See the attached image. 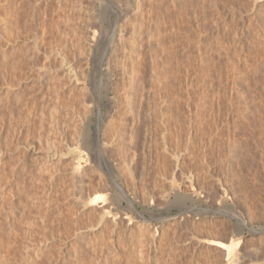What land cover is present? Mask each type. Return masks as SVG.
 I'll use <instances>...</instances> for the list:
<instances>
[{
    "label": "rangeland",
    "instance_id": "rangeland-1",
    "mask_svg": "<svg viewBox=\"0 0 264 264\" xmlns=\"http://www.w3.org/2000/svg\"><path fill=\"white\" fill-rule=\"evenodd\" d=\"M58 1L0 0V264H223L224 252L203 240L230 242L240 228L227 213L247 224L242 264H264V0H119L124 41L109 53L102 46L118 10ZM97 136L122 140L108 148L115 165L104 161L77 182L72 162L86 166ZM176 156L175 185L194 195L166 205ZM110 177L128 196L121 207L113 201L117 215L185 221L153 241L145 228L75 208L77 198L113 194ZM205 188L225 191L226 205Z\"/></svg>",
    "mask_w": 264,
    "mask_h": 264
},
{
    "label": "bare ground",
    "instance_id": "bare-ground-1",
    "mask_svg": "<svg viewBox=\"0 0 264 264\" xmlns=\"http://www.w3.org/2000/svg\"><path fill=\"white\" fill-rule=\"evenodd\" d=\"M60 1V0H59ZM58 1V2H59ZM64 1V0H63ZM98 1V0H97ZM101 2H102V4L100 3V5H102L104 8H105V10L104 11H106V10H114V11H116V10H118V12H119V14H118V16H117V20L115 21V25L114 26H112L111 28H110V30H108V33H107V35H106V38H105V46L103 47L102 46V48H103V50H104V53H109L110 51H112L113 52V47H114V44H115V42H116V40L118 41V40H123L122 39V37H120V38H117L118 37V34H120L123 30L121 29L122 27H121V21L124 19V16H125V12L123 11V7H125V6H127L126 4H125V6L123 5V7H122V2H120L119 0H100ZM61 2V1H60ZM129 2V1H128ZM63 3V2H62ZM63 5V4H62ZM99 5V4H98ZM100 7V6H99ZM18 22V21H17ZM16 22V23H17ZM123 24V23H122ZM97 25V24H96ZM101 25V24H100ZM108 25V24H107ZM94 26V25H93ZM56 27H58V26H56ZM60 27V26H59ZM101 28V27H100ZM109 28V27H108ZM59 29V28H58ZM105 29H107V27H105ZM82 30V29H81ZM102 30H103V28H102ZM101 31V30H100ZM104 31V30H103ZM124 31H125V29H124ZM92 32V31H91ZM91 32H87L86 31V33H90V35H91ZM106 32H107V30H106ZM44 33V32H43ZM86 33H85V35H86ZM124 33V32H123ZM63 34V33H62ZM99 34V33H98ZM101 34H102V32H101ZM101 34H99V35H101ZM104 34H105V32H104ZM122 34V33H121ZM85 35H84V37H85ZM98 35V36H99ZM3 36V35H2ZM102 36V37H101ZM101 36H99V39H100V37L101 38H103V35H101ZM83 37V36H82ZM82 37H80V38H82ZM86 37H87V35H86ZM85 37V38H86ZM89 37H91V36H89ZM88 37V38H89ZM97 37V36H96ZM37 39H39V36L38 37H36ZM62 38V37H61ZM65 38V37H64ZM80 38L78 39V41L80 40ZM85 38H84V40H85ZM6 39H8V36L6 37ZM10 39V38H9ZM8 39V40H9ZM36 39V40H37ZM41 39V38H40ZM63 39V38H62ZM76 39V38H75ZM87 39V38H86ZM91 39V38H90ZM7 40V41H8ZM59 40V39H58ZM64 40V39H63ZM63 40H61V43H62V41ZM88 40V39H87ZM101 40V39H100ZM10 41V40H9ZM38 41H40V40H38ZM60 41V40H59ZM65 41H67V40H65ZM81 41V40H80ZM90 41V40H89ZM91 41H92V39H91ZM90 41V42H91ZM94 41H96V40H94ZM119 41V42H120ZM124 41V40H123ZM12 42H14V40L12 41ZM35 42H37V41H35ZM86 42H88V41H86ZM93 42V41H92ZM96 42H100V41H96ZM104 42V41H103ZM10 43H11V41H10ZM34 43V42H33ZM65 43V42H64ZM63 43V44H64ZM89 43V42H88ZM88 43H86L85 44V42L83 43V46H84V44H85V46H87V44ZM3 44V43H2ZM59 44H60V42H59ZM7 45H8V43H7ZM13 45V44H12ZM11 45V46H12ZM33 45H35V44H33ZM38 45H41V44H38ZM93 45V44H92ZM96 45H98V43L96 44ZM117 45V44H116ZM6 46V45H5ZM64 46V45H63ZM89 46H90V43H89ZM94 46H95V44H94ZM31 47H33V46H31ZM30 47V48H31ZM38 47H40V46H38ZM65 47V46H64ZM92 47V46H91ZM95 47H97V46H95ZM117 47V46H116ZM1 48V47H0ZM3 48H5V47H3ZM14 48V46L12 47V49ZM34 48H35V46H34ZM40 48H42V47H40ZM57 48V47H56ZM56 48H53V50H55L56 51ZM76 48V47H75ZM82 48V47H81ZM115 48V47H114ZM6 49V48H5ZM36 49H39V48H37V46H36ZM50 49H52V48H50ZM58 49H60V51H62V49H63V47H62V49L59 47ZM2 50V49H1ZM4 50V49H3ZM9 50H10V48H9ZM21 50V49H20ZM41 49H39V51H40ZM117 50V49H116ZM6 51V50H5ZM13 51V50H12ZM30 51H32V53L35 51V50H30ZM39 51H37V52H39ZM42 51V50H41ZM49 51H52V50H49ZM48 50H47V52H48V54L50 53ZM64 51V50H63ZM85 51V50H84ZM115 51V50H114ZM29 52V51H28ZM37 52H34V54H36ZM43 52V51H42ZM4 53H6V55H7V52H4ZM3 53V54H4ZM53 53V52H52ZM57 54L59 53V52H56ZM61 53V52H60ZM59 53V54H60ZM79 53V52H78ZM103 53V54H104ZM9 54V53H8ZM33 54V55H34ZM39 54H41V53H39ZM39 54H38V56H39ZM62 54V53H61ZM80 54V53H79ZM5 55V56H6ZM37 55V54H36ZM76 55H78V54H76ZM37 56V57H38ZM64 56V55H63ZM104 56H105V54H104ZM104 56L102 55V57L104 58ZM3 57V56H2ZM40 57V56H39ZM38 57V58H39ZM25 58V57H24ZM53 58V57H52ZM54 58H56V57H54ZM109 58V57H108ZM107 58V59H108ZM1 59V58H0ZM31 59V58H30ZM101 59V58H100ZM105 59V58H104ZM106 59V60H107ZM8 60V59H7ZM105 60V61H106ZM111 60V59H110ZM4 61V60H3ZM25 61V60H24ZM54 61H55V59H54ZM64 61V60H63ZM103 61V60H102ZM67 62H68V59H67ZM98 63H99V61H97ZM104 62V61H103ZM107 62H108V60H107ZM5 63V62H4ZM62 63V62H61ZM97 63V64H98ZM3 64V63H2ZM64 64V63H63ZM56 65V64H55ZM58 65V64H57ZM62 65V64H61ZM60 65V66H61ZM69 65V64H68ZM74 65V64H73ZM103 65V64H102ZM2 67H3V65H1ZM42 66V65H41ZM51 66V65H50ZM109 66V65H108ZM47 66H45V64L40 68H38V70L43 74H46V70H47V68H46ZM63 67V66H62ZM61 68V67H60ZM64 69H65V67H64ZM71 69H72V67H71ZM98 69V68H97ZM99 69H100V66H99ZM108 69V68H107ZM69 70V69H68ZM106 70V69H105ZM74 70H72V72H73ZM77 71V70H76ZM98 71V70H97ZM40 72H39V74H40ZM57 72H59V71H57ZM64 72V71H63ZM81 71H79V72H77V73H79L78 75H80L81 73H80ZM98 72H100V70L98 71ZM98 72H96L95 74H97ZM47 73H48V70H47ZM61 73V72H60ZM65 73V72H64ZM41 74V75H42ZM43 74V75H44ZM62 74V73H61ZM68 74V73H67ZM66 74V75H67ZM74 74H75V72H74ZM86 74V73H85ZM101 74V73H100ZM57 75V74H56ZM83 75V74H82ZM81 75V76H82ZM29 76H31V75H29ZM46 76V75H45ZM68 76V75H67ZM75 76V78H76V75H74ZM80 76V77H81ZM84 76V75H83ZM107 76V75H106ZM44 77V76H43ZM69 77V76H68ZM79 77V78H80ZM86 77V76H85ZM97 76H95V78H96ZM99 77V76H98ZM101 77V76H100ZM115 77V76H114ZM41 77H40V75H39V79H40ZM42 79V78H41ZM81 79V78H80ZM84 79V78H83ZM97 79H100V78H97ZM108 79V78H107ZM34 80V79H33ZM58 80V79H57ZM111 80V79H110ZM109 80V81H110ZM60 81V80H59ZM81 81V80H80ZM82 81H84V80H82ZM95 80H93V82H94ZM98 81V80H97ZM99 81H101V79L99 80ZM103 81V80H102ZM108 81V82H109ZM113 81V83H114V80H112ZM75 82V83H74ZM74 84H75V86H77L78 88H80L81 86H80V82H79V79H76V80H74ZM85 82V81H84ZM95 83V82H94ZM84 84V83H83ZM93 84V83H92ZM99 84V83H98ZM80 87H79V86ZM95 85H97V83H95L94 84V86ZM102 85V84H101ZM101 85L99 84V86L101 87ZM106 85H108V83L106 84ZM75 86H73L74 88H75ZM109 86H111V85H109ZM109 86H105L106 88H110ZM113 86V85H112ZM25 87V86H24ZM76 87V88H77ZM84 87L82 86L81 87V89L82 90H84L83 89ZM90 88H91V86H90ZM97 88H98V85H97ZM105 88V89H106ZM112 88V87H111ZM103 90H104V88H102ZM80 90V89H79ZM86 90H87V88H86ZM94 90H95V87H94ZM100 90V89H99ZM109 89H107L106 91H108ZM110 90H112V89H110ZM78 91V90H77ZM85 91V90H84ZM89 91V90H88ZM91 91V90H90ZM97 91V90H96ZM80 92H81V90H80ZM83 92V91H82ZM86 92V91H85ZM84 92V93H85ZM95 92V91H94ZM100 92H102V91H98V92H96L97 94H95V97H101V95H102V97L104 98V93L102 92V94L100 93ZM7 93V92H6ZM87 93V92H86ZM83 94V93H82ZM90 94V93H89ZM93 96L94 95H92V98H93ZM107 96V95H106ZM101 97V98H102ZM97 99V98H96ZM95 99V100H96ZM112 99V98H111ZM109 101H110V99H109ZM109 101H107V105H108V102ZM94 102H97V101H94ZM103 102V101H102ZM87 104V103H86ZM88 104H91V103H88ZM101 104V103H100ZM113 104V103H112ZM93 105V104H92ZM99 105V104H98ZM105 105V104H104ZM111 105V104H110ZM87 106V105H86ZM100 106V105H99ZM101 106H103V105H101ZM100 106V107H101ZM111 106H113V105H111ZM85 107V106H84ZM89 107V109H92V106L91 105H89L88 106ZM87 107V108H88ZM111 109V108H110ZM93 110V109H92ZM91 110V111H92ZM249 110V109H248ZM90 111V110H89ZM249 112V111H248ZM250 113V112H249ZM105 114V113H104ZM101 115H99V117H100ZM246 116V115H245ZM72 117V116H71ZM107 117H108V115H107ZM111 118V117H110ZM113 118V117H112ZM108 120H110V119H108ZM104 121V120H103ZM110 121H112V120H110ZM88 123H89V121H88ZM98 123H99V121H98ZM97 123V124H98ZM101 123H103L102 121L100 122V124H99V126L97 125V129H99V127H102V126H100V125H102ZM109 123V122H108ZM109 125H110V123H109ZM108 125V126H109ZM106 126V125H105ZM115 129V128H114ZM111 130H112V132H113V129H112V127H111ZM115 132H116V130H114ZM105 134V132L103 133V135ZM113 134V133H112ZM99 136V135H98ZM97 136V139L95 140V144L93 143V145L92 144H87V146H89V147H87L86 146V144H85V146H83V148H85V147H87V148H85V149H88V150H85V151H89L88 152V154H89V157L90 158H88L89 160H87V159H85V160H87L86 161V166H84V165H82V163H81V161H79V160H77V161H73L72 162V170H71V175H72V177H73V179L74 180H76L77 182H83L84 180H85V178H87V177H89L88 175H87V173H88V171H92V172H96L97 170H102V168H101V163L102 162H108V163H113V160L109 157L110 155H107V153H108V151H109V149L108 148H110V151H111V148L113 147V146H116L117 144V146L116 147H118V148H121L120 147V145H121V142H122V140L121 141H118L117 143H115L116 145H114V141L112 140L113 138H114V136H115V133H114V136H112L110 139L112 140V141H110V140H108L107 138L106 139H104V141H103V139H102V141L104 142V143H102V144H100V141H99V137ZM92 138V137H91ZM92 139H95V138H92ZM106 140H108V142L107 143H105L106 142ZM116 140V139H115ZM116 142V141H115ZM88 143V142H87ZM178 143H180V142H178ZM179 145V144H178ZM177 145V146H178ZM169 147V146H168ZM82 148V149H83ZM175 148V147H174ZM174 148H173V150H174ZM181 148V147H180ZM117 149V148H116ZM113 150H114V147H113ZM112 150V151H113ZM166 150H171V149H169V148H165V151ZM176 150V149H175ZM178 150H179V148H178ZM163 151V150H162ZM164 151V152H165ZM167 152V151H166ZM172 150L170 151V153H171V157L172 156H174V155H172ZM177 152H179V151H177ZM82 153V152H81ZM110 153V152H109ZM108 153V154H109ZM168 153V152H167ZM163 154V153H162ZM174 154V153H173ZM235 154V153H234ZM175 155H178L177 153L175 154ZM164 156L166 157L167 156V154L165 155L164 154ZM181 156V155H180ZM88 157V156H87ZM162 157V156H161ZM167 158V157H166ZM175 160H174V168L172 167V171H170V175L172 176V181L170 182V183H168V187H169V190L167 191V192H165V193H163V195H162V200L163 201H161V202H163L162 204H166L167 202L169 203L170 201H169V199H170V196H174L175 197V199L177 200V199H181V197L183 198L184 196H187L189 199H191L192 197H193V193L191 192H182L180 189L181 188H179V187H177L176 185H175V177L177 178V173L180 171L179 169H177L178 167H181V159L179 158V156H176V157H173ZM89 161V162H88ZM185 161V160H184ZM167 162V161H166ZM171 162V161H170ZM195 162V161H194ZM115 163V162H114ZM113 163V164H114ZM112 164V165H113ZM171 164V163H170ZM173 164V163H172ZM115 165V164H114ZM114 165H113V167H114ZM166 166V165H165ZM173 166V165H172ZM130 167V166H129ZM128 167V168H129ZM167 167V166H166ZM164 168V167H163ZM162 168V169H163ZM196 168V167H195ZM181 169V168H180ZM131 170H132V168L130 167L129 168V173L131 174V176H132V172H131ZM159 170V169H158ZM164 170V169H163ZM162 170V171H163ZM167 170V169H166ZM197 170V169H196ZM109 173V172H108ZM108 173H106V174H108ZM111 173H113V171H111ZM110 173V174H111ZM158 173V172H157ZM156 173V174H157ZM165 173V172H164ZM162 174V176H164L163 178L165 179V180H169V178L167 177V176H165V174ZM166 173H168V172H166ZM207 173V172H206ZM192 174V173H191ZM205 174V173H204ZM87 175V176H86ZM168 175V174H167ZM169 175V176H170ZM177 175V176H176ZM201 175V174H200ZM109 176V175H108ZM116 176V175H115ZM117 176H118V174H117ZM180 176V175H179ZM178 176V177H179ZM192 176V175H191ZM193 176H194V173H193ZM195 176H197V175H195ZM189 177V176H188ZM111 178V180L109 181V183H107L108 185H107V192H110V191H114L113 192V194L111 193H108V194H110L109 195V197H108V194H101V195H97V196H95V197H93V198H91V199H89L86 203H84L83 204V201H79V198H77L76 199V201H75V203H74V206H75V208L77 207V209L79 210V208L81 209V211H84V210H92V211H94V210H97V211H99L100 213H103V214H105L108 218H109V220L110 221H112V222H116V220H117V218H119V220H120V222L121 223H126L127 225H128V227L129 228H133V227H138V228H145L148 232H150L151 233V237L153 238V241H154V239H155V236L158 234V232H159V228H164V226L165 225H167V224H170V223H176L177 221H179V222H181L182 220H184V219H186L185 217H181L180 219L178 218V217H175L174 215L173 216H170V217H165V216H162V213H159L158 214V216L156 215V218H151V219H143V220H140V221H135L134 219H133V217L132 216H130L129 214H124V215H121V216H119V215H117V213H116V211H115V208H114V206H113V201H115V200H118L117 202H119L117 205L119 206V207H121V204H122V201L123 200H127V198H128V196H127V194H126V191L122 188V186H120L118 183H117V181L114 179V178H112V177H110ZM180 178V177H179ZM192 178V177H191ZM191 178H189L190 180H191ZM196 178V177H195ZM104 179H105V177H104ZM106 180V179H105ZM109 180V179H108ZM181 180V179H180ZM196 180V179H195ZM107 181V180H106ZM192 181H193V178H192V180H191V183H192ZM198 181V180H197ZM186 182V181H185ZM188 182V181H187ZM195 182V181H194ZM224 182V181H223ZM165 183H166V181H165ZM181 183V182H180ZM167 184V183H166ZM187 184V183H186ZM202 185V184H201ZM165 186L167 187V185H164V188H165ZM195 186V185H194ZM163 188V189H164ZM197 188V187H196ZM203 189H204V187H202ZM228 188V187H227ZM160 189V188H159ZM166 189V188H165ZM164 189V190H165ZM200 188H198V190H199ZM192 191H194V190H192ZM207 191V192H206ZM106 192V193H107ZM163 192V191H162ZM201 192L202 193H205V198L206 197H208V196H213V198L214 197H217V196H220V198L221 199H219L220 200V202L219 203H223V200H225V201H227L226 199H228L227 198V196H226V193H225V191H222L223 193H220V192H218V191H213V192H210V190L209 189H207L206 190V188H205V192L204 191H202L201 190ZM233 193V192H232ZM231 194V193H230ZM234 194V193H233ZM202 195H204V194H202ZM107 196V197H106ZM157 197V196H156ZM160 198H161V196H159ZM173 197V198H174ZM203 197V196H202ZM239 197V196H238ZM185 199H186V197H184ZM187 198V199H188ZM204 198V197H203ZM211 198V197H210ZM198 199V198H197ZM181 200H183V199H181ZM181 200H180V204L181 203H184V201L183 202H181ZM192 200V199H191ZM194 200V199H193ZM178 201V200H177ZM224 201V202H225ZM247 201V200H246ZM157 202V201H156ZM159 202V201H158ZM202 202V201H201ZM150 203V202H149ZM167 203V204H168ZM171 203H172V201H171ZM174 203V202H173ZM177 203H179V202H177ZM227 203V202H226ZM226 203H223V204H225L226 205ZM152 206L153 205H155L154 204V202L152 201ZM157 204V203H156ZM161 204V203H160ZM159 204V205H160ZM166 204V205H167ZM170 204V203H169ZM158 205V206H159ZM166 205H164L165 207H163L162 205V208H167L166 207ZM179 205V204H178ZM187 205V204H186ZM224 205V206H225ZM229 205V204H228ZM118 206H117V208H118ZM157 206V205H156ZM157 206V207H158ZM170 207V206H169ZM172 207V206H171ZM173 207H174V205H173ZM182 207V206H181ZM180 207V208H181ZM197 207V206H196ZM205 207V206H204ZM223 207V206H222ZM156 208V207H155ZM225 208H227V209H229L230 207H225ZM249 208V207H248ZM159 209H161V208H159ZM163 209H161V211H162ZM230 210H231V208H230ZM248 210V209H247ZM215 211V210H214ZM159 212V211H158ZM168 212V211H167ZM228 212V211H227ZM235 212V211H234ZM251 212V211H250ZM193 213V212H192ZM195 213V212H194ZM237 213V212H236ZM177 214V213H176ZM184 214V213H183ZM207 214V213H206ZM185 215V214H184ZM187 215H189L188 213H187ZM186 215V216H187ZM227 215H229V218L230 219H232V218H235L236 219V224H235V226L237 225V229L238 228H240L239 230H236L235 229V231H236V235H234L233 234V236L231 237V239H230V242L229 243H226V242H223V241H221V240H219V239H216V238H207V239H202L203 240V244H206V245H213V246H216L217 248H219V250L221 249L224 253H223V255H224V257H223V260H222V263L223 264H242V262L244 261V259L246 258V250L247 249H245L246 247V245L244 246V238H243V233H242V230H243V228H245L246 226H247V224H246V222H245V220H243L241 217H239V216H237L236 214H234V213H227ZM248 215V214H247ZM151 217V216H150ZM180 217V216H179ZM189 218V217H188ZM196 218V217H195ZM155 219H156V222H155ZM192 221L194 220V219H191ZM202 220V219H201ZM185 221V220H184ZM199 221V220H198ZM157 223H160V227L158 226V224ZM194 223H195V221H194ZM233 223V222H232ZM228 224V223H227ZM235 228V227H234ZM247 228V227H246ZM264 231V230H263ZM249 235H251V236H255V235H257V232H256V230H250V233H249ZM246 238V237H245ZM246 239H249V238H246ZM249 240H252V239H249ZM247 241V240H246ZM199 243V242H198ZM200 244V243H199ZM246 244V243H245ZM201 245V244H200ZM205 245V246H206ZM205 246H203V247H205ZM200 247H202V246H200ZM207 247V246H206ZM245 247V248H244ZM209 248H210V246H209ZM254 253V252H253ZM256 254V253H255Z\"/></svg>",
    "mask_w": 264,
    "mask_h": 264
}]
</instances>
